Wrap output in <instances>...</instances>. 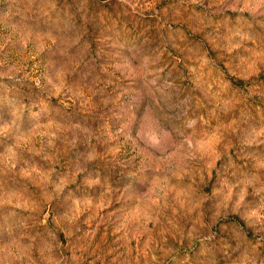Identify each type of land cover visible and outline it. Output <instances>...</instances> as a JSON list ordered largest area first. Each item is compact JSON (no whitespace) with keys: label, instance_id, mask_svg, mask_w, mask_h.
Listing matches in <instances>:
<instances>
[{"label":"rangeland","instance_id":"rangeland-1","mask_svg":"<svg viewBox=\"0 0 264 264\" xmlns=\"http://www.w3.org/2000/svg\"><path fill=\"white\" fill-rule=\"evenodd\" d=\"M0 264H264V0H0Z\"/></svg>","mask_w":264,"mask_h":264}]
</instances>
